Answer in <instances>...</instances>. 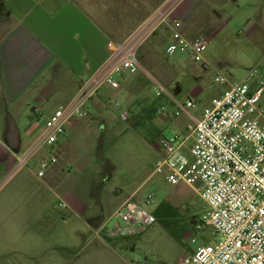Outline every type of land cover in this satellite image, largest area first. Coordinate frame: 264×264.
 Wrapping results in <instances>:
<instances>
[{
  "label": "crops",
  "instance_id": "crops-1",
  "mask_svg": "<svg viewBox=\"0 0 264 264\" xmlns=\"http://www.w3.org/2000/svg\"><path fill=\"white\" fill-rule=\"evenodd\" d=\"M194 1L210 7L216 17L224 11L231 20L236 13L228 10L247 8L249 23L264 25V0ZM178 2L0 0V264L132 263L125 255L131 237L107 239L104 233L97 234L104 219L93 212L87 188L78 185L73 190L62 182L57 194L43 179L42 187H37L31 166L35 162L30 160L35 148L44 144V121L52 114L48 111L52 101H59L55 111L62 108L68 115L58 141L71 140L88 126L85 117L98 109L100 90L90 98L87 116L73 113L84 88L108 63L113 47L160 9ZM191 94L203 92L192 89ZM36 107L38 114L33 113ZM80 164L85 169L91 163L69 165Z\"/></svg>",
  "mask_w": 264,
  "mask_h": 264
},
{
  "label": "rangeland",
  "instance_id": "rangeland-1",
  "mask_svg": "<svg viewBox=\"0 0 264 264\" xmlns=\"http://www.w3.org/2000/svg\"><path fill=\"white\" fill-rule=\"evenodd\" d=\"M177 2L171 5L169 18L143 41L138 52V72L116 74L119 88L105 85L100 89L97 111L85 117L89 119L88 126L73 134L71 140L60 139L52 146L38 145L34 160H30L35 162L31 165L35 166L34 185L42 187L40 180H48L50 190L57 194H61L62 182H68L73 190L78 185L85 186L93 212L104 222L133 192L141 201L152 196L149 209L168 202L176 214L171 226L182 236V242L156 221L142 233L129 235L125 255L135 264H182L197 246L218 240L213 228H198L206 209L199 191L185 185L174 186L163 175L154 173L161 154L158 138L185 131L189 120L186 114L174 115L170 98L166 94L157 96L158 87H164L177 100H195L197 107L191 112L200 116L212 96L228 87V83L221 84L217 78L240 82L249 70L257 69L255 79H264V25L249 23V9L231 8L228 12L236 13L231 20L224 11L221 17H216L210 7L199 6L194 0ZM175 21L182 22L185 36L201 35L209 39L203 64L196 63L186 52L167 53L172 39L171 24ZM192 89H202L203 94L194 96ZM57 106L59 101H52L48 111L54 113ZM44 131L45 128L41 129L35 140ZM192 144L190 139L188 145ZM74 161L91 164L85 169L82 164L70 167ZM42 170L45 176L39 179L38 172ZM190 217L194 218L191 226L187 225ZM112 220L109 226L115 221Z\"/></svg>",
  "mask_w": 264,
  "mask_h": 264
},
{
  "label": "built area",
  "instance_id": "built-area-1",
  "mask_svg": "<svg viewBox=\"0 0 264 264\" xmlns=\"http://www.w3.org/2000/svg\"><path fill=\"white\" fill-rule=\"evenodd\" d=\"M170 13L171 6L160 9L127 40L113 47L108 63L84 88L73 113L87 116L90 98L103 86L119 88L116 74L138 72V52L143 41ZM181 29V21L171 24L167 53L186 52L196 63L203 64L209 39L201 35L187 37ZM257 74V69L249 70L240 82L217 78L228 87L210 100L200 116L191 112L197 107L195 100H177L164 87H158L157 96L166 94L170 98L174 115L186 114L189 120L185 131L158 138L161 154L154 173L163 175L174 186L199 191L206 209L198 228H213L218 238L215 243L197 246L182 264H264V79H255ZM39 112V107L33 109V113ZM67 116L59 108L45 120V145H54L65 133ZM43 175V170L38 172V177ZM152 203V196L141 201L132 194L97 234L114 239L142 233L156 222L155 209H149Z\"/></svg>",
  "mask_w": 264,
  "mask_h": 264
},
{
  "label": "trees",
  "instance_id": "trees-1",
  "mask_svg": "<svg viewBox=\"0 0 264 264\" xmlns=\"http://www.w3.org/2000/svg\"><path fill=\"white\" fill-rule=\"evenodd\" d=\"M154 214L156 217V221L162 223L167 229L170 230L172 235L179 242H182V236L178 234V232L175 229H173L174 228L173 226H171L172 218L173 217L176 218V214L175 212H173L172 206L168 202H163L157 208H155ZM193 219L194 218L190 217V221H188L187 225L189 226L193 225L194 224ZM183 230L185 229L183 228Z\"/></svg>",
  "mask_w": 264,
  "mask_h": 264
}]
</instances>
